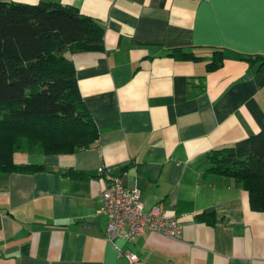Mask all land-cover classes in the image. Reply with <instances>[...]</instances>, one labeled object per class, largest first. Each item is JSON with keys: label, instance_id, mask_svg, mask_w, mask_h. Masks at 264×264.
Instances as JSON below:
<instances>
[{"label": "crops", "instance_id": "0c3cea01", "mask_svg": "<svg viewBox=\"0 0 264 264\" xmlns=\"http://www.w3.org/2000/svg\"><path fill=\"white\" fill-rule=\"evenodd\" d=\"M0 1L70 6L103 29L102 51L65 56L98 138L13 154L24 170L0 171V264H264V212L205 172L214 152L245 159L264 127V0ZM100 168L181 236L108 243Z\"/></svg>", "mask_w": 264, "mask_h": 264}, {"label": "trees", "instance_id": "16d2710c", "mask_svg": "<svg viewBox=\"0 0 264 264\" xmlns=\"http://www.w3.org/2000/svg\"><path fill=\"white\" fill-rule=\"evenodd\" d=\"M102 38L103 29L73 7L0 1V171L24 170L13 165L15 152L67 155L93 146L98 130L63 54L100 52ZM213 57L212 71L222 64L220 52ZM250 150L243 160L211 153L205 172L235 179L251 210L264 212V127Z\"/></svg>", "mask_w": 264, "mask_h": 264}, {"label": "built area", "instance_id": "2783aa9c", "mask_svg": "<svg viewBox=\"0 0 264 264\" xmlns=\"http://www.w3.org/2000/svg\"><path fill=\"white\" fill-rule=\"evenodd\" d=\"M105 181L102 192V213L107 217L106 241L116 239L132 241L145 233H155L169 239H178L182 227L178 219L161 213L156 207L146 211L137 190L123 186L121 177L104 168L99 169ZM125 257L130 263L136 261L132 253Z\"/></svg>", "mask_w": 264, "mask_h": 264}, {"label": "water", "instance_id": "95a60500", "mask_svg": "<svg viewBox=\"0 0 264 264\" xmlns=\"http://www.w3.org/2000/svg\"><path fill=\"white\" fill-rule=\"evenodd\" d=\"M69 55V53L67 52L65 55H64V58H65V56L67 57Z\"/></svg>", "mask_w": 264, "mask_h": 264}]
</instances>
